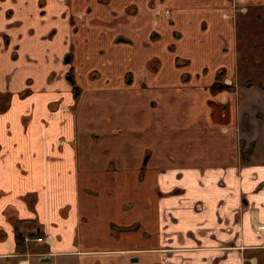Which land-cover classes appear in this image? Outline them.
I'll use <instances>...</instances> for the list:
<instances>
[{
    "label": "crops",
    "instance_id": "obj_1",
    "mask_svg": "<svg viewBox=\"0 0 264 264\" xmlns=\"http://www.w3.org/2000/svg\"><path fill=\"white\" fill-rule=\"evenodd\" d=\"M247 1L0 0V264H264Z\"/></svg>",
    "mask_w": 264,
    "mask_h": 264
},
{
    "label": "flooded vegetation",
    "instance_id": "obj_2",
    "mask_svg": "<svg viewBox=\"0 0 264 264\" xmlns=\"http://www.w3.org/2000/svg\"><path fill=\"white\" fill-rule=\"evenodd\" d=\"M242 1L243 2H241L239 4H244V3L246 4V3H248L247 0H242ZM242 152L243 153H248V155H247V157H248L250 155V153H251V150H250V148H248V149L245 150V144H241L240 145V148H238V153L240 154ZM257 224H258V226H256ZM253 229H254V231L257 234L264 235V222L259 221V220H256L253 223ZM54 239H55L54 236L51 235V234H47L46 233V234L42 235L39 232H35V233H28V235L21 237V242L25 246H29L31 244H37V245H39V244H42V243H45V242L50 243ZM50 259H51V255H48V257L43 258L44 261H50ZM52 262H54V264H56L55 261H52ZM48 263H50V262H48ZM19 264H28V263H27L26 260L20 259L19 260Z\"/></svg>",
    "mask_w": 264,
    "mask_h": 264
},
{
    "label": "rangeland",
    "instance_id": "obj_3",
    "mask_svg": "<svg viewBox=\"0 0 264 264\" xmlns=\"http://www.w3.org/2000/svg\"><path fill=\"white\" fill-rule=\"evenodd\" d=\"M231 5L233 6V9L231 8L232 12H234V15H235V17L233 19L235 20L237 27H239L240 26V20L236 19V16L237 15H241L240 18H239V19H241L242 15H246V13L248 12L249 4L248 3L239 4L238 0H231ZM165 12L169 13V10H166ZM241 13H243V14H241ZM251 13H253V10H251ZM256 18H258V17H256ZM240 68H243V65H241ZM253 73L255 74V71ZM255 77H256V75H255ZM248 83H250V82H248ZM46 264H54V262H50V263H46Z\"/></svg>",
    "mask_w": 264,
    "mask_h": 264
},
{
    "label": "trees",
    "instance_id": "obj_4",
    "mask_svg": "<svg viewBox=\"0 0 264 264\" xmlns=\"http://www.w3.org/2000/svg\"><path fill=\"white\" fill-rule=\"evenodd\" d=\"M221 81H222V77H220V80H218V82L215 84L214 89L227 90V91H233L234 90L233 86L223 84ZM247 84L252 85V83H247ZM261 87L264 88V81L261 83Z\"/></svg>",
    "mask_w": 264,
    "mask_h": 264
},
{
    "label": "built area",
    "instance_id": "obj_5",
    "mask_svg": "<svg viewBox=\"0 0 264 264\" xmlns=\"http://www.w3.org/2000/svg\"><path fill=\"white\" fill-rule=\"evenodd\" d=\"M241 2H243L242 0H238V3H241Z\"/></svg>",
    "mask_w": 264,
    "mask_h": 264
},
{
    "label": "bare ground",
    "instance_id": "obj_6",
    "mask_svg": "<svg viewBox=\"0 0 264 264\" xmlns=\"http://www.w3.org/2000/svg\"><path fill=\"white\" fill-rule=\"evenodd\" d=\"M256 226H258V224Z\"/></svg>",
    "mask_w": 264,
    "mask_h": 264
}]
</instances>
